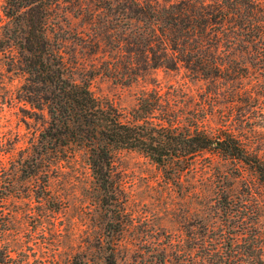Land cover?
<instances>
[{
	"label": "trees",
	"instance_id": "16d2710c",
	"mask_svg": "<svg viewBox=\"0 0 264 264\" xmlns=\"http://www.w3.org/2000/svg\"><path fill=\"white\" fill-rule=\"evenodd\" d=\"M66 13L79 19L73 34L108 55L95 74L155 84L156 69L183 67L205 81L201 99L193 101L181 87L154 85L125 112L97 96L89 79L74 77L62 54ZM5 14L0 40L18 45L19 66L32 84L26 96L48 110L47 148L86 149L105 200L115 197L114 155L124 148L140 150L176 176L209 152L234 162L239 174L251 169L264 186L263 139L256 133L264 125V100L247 81L264 77V0H6ZM222 104L237 106L236 118L250 122V129L210 127L208 114ZM221 209L228 213L230 201ZM240 210L232 235L201 242V264H263L259 232Z\"/></svg>",
	"mask_w": 264,
	"mask_h": 264
},
{
	"label": "rangeland",
	"instance_id": "374dc122",
	"mask_svg": "<svg viewBox=\"0 0 264 264\" xmlns=\"http://www.w3.org/2000/svg\"><path fill=\"white\" fill-rule=\"evenodd\" d=\"M5 8L6 0H0V39L8 19ZM65 18L60 21L68 29L61 47L64 59L77 80L89 79L97 96L125 112L145 87L154 85L162 91L181 87L193 101L201 99L205 81L183 67L156 69L155 84H125L95 74L108 55L94 52L73 34L78 18L71 13ZM21 60L18 45L0 40V194L5 193L0 264H111L110 259L114 264H162V256L163 264H201V242L232 235L239 228V208L246 222L256 225L264 264V186L254 181L251 169L239 174L231 160L203 152L194 168L176 176L138 149H119L115 197L105 200L86 149L47 148L43 134L50 116L26 96L32 84ZM247 81L264 100V77ZM236 108L222 104L208 114V125L249 130L250 122L236 118ZM257 129L264 155V125ZM223 201L231 203L228 213L221 209Z\"/></svg>",
	"mask_w": 264,
	"mask_h": 264
}]
</instances>
